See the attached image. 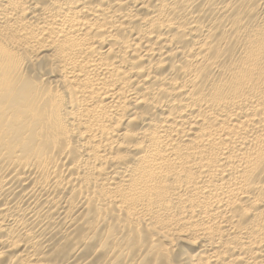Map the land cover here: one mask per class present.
Wrapping results in <instances>:
<instances>
[{"label": "bare ground", "instance_id": "1", "mask_svg": "<svg viewBox=\"0 0 264 264\" xmlns=\"http://www.w3.org/2000/svg\"><path fill=\"white\" fill-rule=\"evenodd\" d=\"M0 264H264V0H0Z\"/></svg>", "mask_w": 264, "mask_h": 264}]
</instances>
